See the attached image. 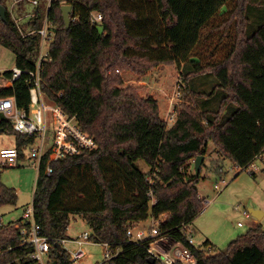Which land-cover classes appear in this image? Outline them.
Instances as JSON below:
<instances>
[{
	"label": "trees",
	"instance_id": "obj_1",
	"mask_svg": "<svg viewBox=\"0 0 264 264\" xmlns=\"http://www.w3.org/2000/svg\"><path fill=\"white\" fill-rule=\"evenodd\" d=\"M156 1L162 22L159 27L153 23L147 0H52L47 12L45 0L33 8L19 2L17 15L35 14L32 29H41L45 17L50 25L49 60L40 72L45 99L68 116H76L81 129L97 143L95 150L51 163L49 175L44 169L50 155L42 160L32 208L34 222L50 244L49 264H71L55 245L68 238L67 228L74 216L85 222L94 241L107 244L112 251L120 250L112 264H149L145 249L128 241V228L165 215L159 230L185 242L182 226L192 224L204 209L196 188L200 172L189 175L187 169L198 156L207 155L210 143L238 173L264 153V22L252 35L246 34L248 0ZM230 1L233 8L221 26L227 28L234 22L233 41L221 61L204 65L192 55L193 49L214 19L227 12ZM0 5L6 10L5 21L0 18V45L13 52L15 66L34 70L39 35L22 36L5 0H0ZM62 5L71 6L67 30ZM93 13L102 16L101 22H92ZM172 63L189 67L183 74L186 83L201 74L214 76V90L224 93L216 110L182 103L173 124L167 127L153 96L141 95L137 86L123 87L121 72L146 76L159 65ZM3 75L9 79L10 71ZM0 97H14L19 109H28L25 78L12 87L1 88ZM230 104L236 110L224 118ZM0 128L14 136L23 160L25 149L34 139L15 133L2 115ZM138 160L144 161L149 170H156L152 186L144 180L147 172L138 168ZM109 165L115 166L133 188L132 197L121 198L115 192L118 181L107 178ZM215 172L221 179L224 172L220 166ZM73 175L91 181L94 208L83 209L66 199L67 177ZM150 191L153 206L149 203ZM16 200V192L0 181V206L15 205ZM19 223L7 234L11 225L6 227L0 217V264H37L31 258L33 246L22 243L26 236L21 228L29 225L21 220ZM210 246L209 242L203 248L189 246L195 264H264V230L260 227L238 236L224 252L209 254Z\"/></svg>",
	"mask_w": 264,
	"mask_h": 264
},
{
	"label": "rangeland",
	"instance_id": "obj_2",
	"mask_svg": "<svg viewBox=\"0 0 264 264\" xmlns=\"http://www.w3.org/2000/svg\"><path fill=\"white\" fill-rule=\"evenodd\" d=\"M22 2H25L23 5L25 8H31L28 2L25 0ZM147 2H150L149 14L153 17V23L158 24L159 27L162 22L159 19L158 3L156 0H147ZM14 3L15 0H5V5L8 8L13 5L12 12L17 14L19 3L15 5ZM233 4L234 2H229L227 12L214 19L212 27L205 29L201 41L193 49L192 55L198 57L204 65L221 61L228 52L233 41L234 22L230 23L231 25L227 28L221 25L227 20ZM247 19L246 34L250 36L264 22V0H248ZM20 25L23 31H30L27 20L21 21ZM215 27L216 29H214ZM14 61L13 52L0 45V89L7 83L3 73L14 67ZM188 71L189 67L186 64L172 63L159 65L146 76L138 77L130 72H121L120 75L123 79V87H140L141 95H151L158 101L160 117L165 121L167 127H170L176 118V113L173 121L167 120L168 114L174 109L176 111L180 104L191 102L198 109L216 110L224 96L222 90H214L216 81L211 73L201 74L186 83L183 80V74ZM197 93L211 95L203 97L197 96ZM171 101L174 102L173 108H170ZM235 110L236 106L230 104L223 117L227 118ZM14 144L13 135L5 132L0 133V149L13 147ZM208 147V155L200 168V180L196 185L200 198L204 200V209L192 222L191 227L196 232L195 246L203 248L204 243L209 240L212 243L209 247V254H215L224 252L230 242L251 228L260 227L264 230V173L260 171L262 164L259 161L255 163L257 167L255 174H250L247 170L238 173L229 160L215 152L212 143ZM32 162L28 157V152L24 151V159L20 160L15 167L0 169L1 183L12 188L17 195L15 205L0 206L1 221L5 225L17 222L32 203L37 178ZM136 164L142 172L149 170V166L142 160H138ZM217 166H220L224 172L221 179L215 172ZM108 168L110 171L107 178L118 181L115 192L119 194V197H132L133 188L125 178L119 174L115 166L109 165ZM193 169V165L188 167L187 173L191 175L194 172ZM67 180L66 199L83 209L94 208L91 181L81 180L74 175L68 176ZM249 209L262 212L263 217L257 219L250 214V217L246 218L242 211ZM238 223H241L242 227H238ZM151 224L150 218L141 222V226L147 229ZM11 229L12 227L7 228V234L11 233ZM87 230L88 226L85 222L80 217L74 216L70 220L66 233L69 238H75ZM67 248L72 250L76 248V245L68 244ZM84 248L88 258L80 263L71 264H96L102 261L103 247L101 245H86Z\"/></svg>",
	"mask_w": 264,
	"mask_h": 264
},
{
	"label": "built area",
	"instance_id": "obj_3",
	"mask_svg": "<svg viewBox=\"0 0 264 264\" xmlns=\"http://www.w3.org/2000/svg\"><path fill=\"white\" fill-rule=\"evenodd\" d=\"M22 1L15 0L14 5ZM25 1L31 5V8L37 6L40 2V0ZM45 1L47 12L52 0ZM12 7L13 5L9 8V11L21 35L38 34L39 47L34 70H22L14 65L9 70L10 78L6 80L7 83L3 87H12L15 81L24 77L29 86V108L19 109L16 106L14 97H0V115L11 122L15 133L34 139V142L25 151L28 152L29 159L33 161L32 165L36 169L37 175L43 158L47 154L50 155L44 169L45 174L49 175L52 173L51 163L86 151L95 150L97 143L90 134L81 129L76 116H68L60 107L48 102L41 91L40 72L44 62L49 60L48 48L52 36L47 17L44 18L41 29L34 30L31 22L35 18V14L28 12L17 15L12 12ZM23 20L28 21L30 31L21 29L20 22ZM101 20L102 16L100 14H92V22L99 23ZM173 107L174 102L171 101L170 108ZM175 113L174 109L168 114L167 120L173 121ZM19 161V151L15 145L10 148L0 149V169L15 167ZM258 161L264 167V153L257 155L246 170L254 173L257 170L255 163ZM155 177L156 170H149L144 180L152 186L155 182ZM148 195L150 197V206H153L155 203L153 191H150ZM242 212L246 218L250 217L248 210ZM164 218L165 215L159 217L158 220L150 217L152 224L149 229L141 226V222L132 224L127 230L128 241L136 246L143 247L149 257L159 264H195L196 258L189 247L190 245L195 246V232L191 224L183 225L181 228L185 242L174 240L159 230V223ZM20 220L22 224L27 223L29 225L28 228H21V234L26 236L22 243L33 246L34 251L31 258L37 264H49L50 244L48 239L40 233L39 226L34 222L32 203L23 213ZM237 225L242 227L241 223ZM57 244L61 247L60 251L69 257L71 263H80L88 258L84 248L86 245H101L103 247V259L96 264H112L111 261L120 254L119 249L112 251L107 244L94 241L91 237L90 229L83 231L75 238L68 237ZM68 244H75L76 248L70 250L67 248Z\"/></svg>",
	"mask_w": 264,
	"mask_h": 264
},
{
	"label": "water",
	"instance_id": "obj_4",
	"mask_svg": "<svg viewBox=\"0 0 264 264\" xmlns=\"http://www.w3.org/2000/svg\"><path fill=\"white\" fill-rule=\"evenodd\" d=\"M61 12H62V17H63V22H64V27L65 29H69V26H70V13H71V6L70 5H62L61 6ZM0 18L5 21L6 19V10H5V7L0 5ZM3 129L0 128V133H3ZM204 161V156H198L194 162H193V168H194V172L196 175L199 174L200 172V168H201V164L203 163ZM248 212L255 218L257 219H260L262 217V212L260 211H256V210H253V209H249ZM56 248L58 250L61 249L60 245L59 244H56L55 245ZM148 263L149 264H154L155 261L153 258H149L148 259Z\"/></svg>",
	"mask_w": 264,
	"mask_h": 264
},
{
	"label": "crops",
	"instance_id": "obj_5",
	"mask_svg": "<svg viewBox=\"0 0 264 264\" xmlns=\"http://www.w3.org/2000/svg\"><path fill=\"white\" fill-rule=\"evenodd\" d=\"M15 145V144H14ZM7 148H10V147H7ZM209 148V147H208ZM208 155V154H207ZM207 155L206 156H204V160H205V158L207 157ZM262 168H263V166H262ZM257 171V170H256ZM256 171L254 172V174L256 173ZM260 171H261V173H262V169H260ZM23 215V214H22ZM22 215H21V218H22ZM262 217H263V214H262ZM20 218V219H21ZM20 219L17 221V222H13V223H9L11 226L10 227H12V228H14V229H16V228H18L19 227V222H20ZM261 219V218H260ZM5 225V224H4ZM8 224H6L5 226H7ZM194 232H195V230H194ZM195 235H196V232H195ZM206 242H209V244L210 245H212V243L209 241V240H207Z\"/></svg>",
	"mask_w": 264,
	"mask_h": 264
}]
</instances>
